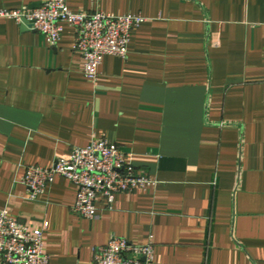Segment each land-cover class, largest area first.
<instances>
[{"label": "crops", "instance_id": "0c3cea01", "mask_svg": "<svg viewBox=\"0 0 264 264\" xmlns=\"http://www.w3.org/2000/svg\"><path fill=\"white\" fill-rule=\"evenodd\" d=\"M46 1L0 0V12ZM66 1L144 20L94 84L73 27L51 47L0 17V210L43 231L50 264H96L113 235L152 241L153 264H264V0ZM100 139L155 185L112 207L98 197L93 221L73 213L64 177L30 200L28 167Z\"/></svg>", "mask_w": 264, "mask_h": 264}, {"label": "built area", "instance_id": "2783aa9c", "mask_svg": "<svg viewBox=\"0 0 264 264\" xmlns=\"http://www.w3.org/2000/svg\"><path fill=\"white\" fill-rule=\"evenodd\" d=\"M0 17L40 33L51 47L61 40L64 25L76 31L74 51L85 61L84 73L90 82L99 81V68L105 56L128 57L131 33L140 27L139 15L115 16L103 12L73 13L66 0H48L35 10H3ZM56 177H64L78 189L72 211L78 217L93 221L97 218L96 200L103 197L110 207L116 194H131L138 189L148 190L155 182L138 174L120 147L107 139L94 140L84 148H74L67 159H57L50 168L30 166L21 178L29 190L30 200H36ZM155 246L134 245L113 235L107 245L94 251L96 264H153ZM0 263L50 264L44 252V233L30 228L0 210Z\"/></svg>", "mask_w": 264, "mask_h": 264}, {"label": "water", "instance_id": "95a60500", "mask_svg": "<svg viewBox=\"0 0 264 264\" xmlns=\"http://www.w3.org/2000/svg\"><path fill=\"white\" fill-rule=\"evenodd\" d=\"M40 7H41L40 4H39V5H33L32 7L29 8V10L32 11V10L38 9V8H40ZM26 24H27V23H26V20H24V21H23V24H22L21 26H22V28H23L25 31H29V28H30V27H27Z\"/></svg>", "mask_w": 264, "mask_h": 264}]
</instances>
